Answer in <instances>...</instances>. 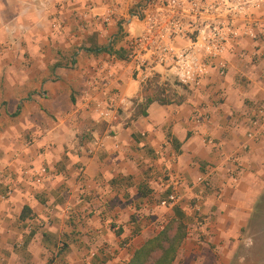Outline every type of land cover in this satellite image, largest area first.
Segmentation results:
<instances>
[{
  "label": "crops",
  "instance_id": "crops-1",
  "mask_svg": "<svg viewBox=\"0 0 264 264\" xmlns=\"http://www.w3.org/2000/svg\"><path fill=\"white\" fill-rule=\"evenodd\" d=\"M145 2L0 0V192L14 189L0 201V264H130L177 215L189 234L173 264H227L237 251L264 196V141L247 136L264 107V43L244 39L226 75L197 90L160 67L143 85L141 66L115 53L128 58L143 33ZM155 78L177 99L136 116ZM197 112L210 120L196 124ZM210 167L216 190L198 224L191 206ZM41 169L40 184L23 175ZM173 177L184 179L175 207L163 205Z\"/></svg>",
  "mask_w": 264,
  "mask_h": 264
},
{
  "label": "built area",
  "instance_id": "built-area-1",
  "mask_svg": "<svg viewBox=\"0 0 264 264\" xmlns=\"http://www.w3.org/2000/svg\"><path fill=\"white\" fill-rule=\"evenodd\" d=\"M93 12L94 6L86 5L83 19H89ZM137 14L144 31L128 40L127 59L141 66L139 78L143 85L150 80L146 70L160 67L179 86L197 90L211 71H217L222 77L226 75L227 54L244 39L264 43V0H146L138 7ZM210 118L197 112L194 121L201 125ZM247 136L257 142L264 141L263 106H257L250 116ZM233 160L237 162V158ZM214 172L210 167L207 178L200 180L201 195L194 198L191 206L198 224L204 221L201 216L204 194L216 190L211 177ZM230 173L232 181L237 183L236 171ZM23 175L40 184L47 171L25 170ZM183 183L182 177H173L172 191L163 205L175 207L184 201L180 192ZM13 194L14 189L7 188L0 192V201H8Z\"/></svg>",
  "mask_w": 264,
  "mask_h": 264
},
{
  "label": "trees",
  "instance_id": "trees-1",
  "mask_svg": "<svg viewBox=\"0 0 264 264\" xmlns=\"http://www.w3.org/2000/svg\"><path fill=\"white\" fill-rule=\"evenodd\" d=\"M102 51L114 53L111 49H103ZM115 55L119 59H127L123 52L115 53ZM143 95L145 101L139 106L136 116L146 117L149 106L155 102L162 105L173 102L167 95V90L161 87L157 78L153 79L144 88ZM261 200L264 202V196ZM26 215L27 209L23 211L22 218H25ZM188 234V226L183 218L177 215V218L172 220L161 233L148 240L135 252L130 264H173Z\"/></svg>",
  "mask_w": 264,
  "mask_h": 264
},
{
  "label": "rangeland",
  "instance_id": "rangeland-1",
  "mask_svg": "<svg viewBox=\"0 0 264 264\" xmlns=\"http://www.w3.org/2000/svg\"><path fill=\"white\" fill-rule=\"evenodd\" d=\"M161 87L167 90L169 98L177 99L175 96V91H178L177 86L163 84ZM227 264H264V202L262 200L242 232L237 251Z\"/></svg>",
  "mask_w": 264,
  "mask_h": 264
},
{
  "label": "clouds",
  "instance_id": "clouds-1",
  "mask_svg": "<svg viewBox=\"0 0 264 264\" xmlns=\"http://www.w3.org/2000/svg\"><path fill=\"white\" fill-rule=\"evenodd\" d=\"M250 243V242H249Z\"/></svg>",
  "mask_w": 264,
  "mask_h": 264
}]
</instances>
